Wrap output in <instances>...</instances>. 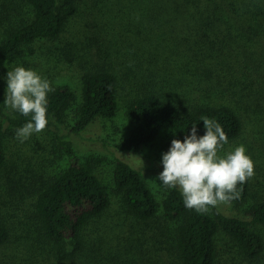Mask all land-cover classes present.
<instances>
[{"label":"trees","instance_id":"obj_1","mask_svg":"<svg viewBox=\"0 0 264 264\" xmlns=\"http://www.w3.org/2000/svg\"><path fill=\"white\" fill-rule=\"evenodd\" d=\"M116 7L122 25L152 41L150 57L134 47L132 54L126 49L127 63L138 66L147 60L154 65L164 57L179 82L168 94L155 86L141 87L128 100L125 116L131 130L113 144L117 151L138 153L170 130L172 137L157 152L162 163L171 141H183L193 124L198 137L205 134L202 118L222 126L226 145L243 136L245 116L255 131L264 132V0H0V63L24 59L37 42L57 40L74 29L71 24L78 17L105 10L113 14ZM88 65L83 67L77 107L72 106L77 96L69 86H58L47 97L46 128H55V145L65 167L57 175L37 178L29 189L17 176L9 182L10 196L23 189V199L24 192L32 197L33 227L19 236L14 222L0 212V264H223V235L233 248L227 264H264V195L234 216L222 211L224 204L206 214L186 208L179 188H167L160 205L145 174L119 158L114 187L133 223L129 229L123 224L124 240L123 234L116 239L91 235L111 202L97 167L101 161L85 163L73 137L82 136L101 118L117 116L122 78L106 63ZM156 71H149L151 79L162 76ZM193 77L196 83L190 91ZM197 88L211 91L216 99H194ZM5 95L0 86V183L9 161L7 128L19 129L31 119L6 108ZM71 108L74 116L68 121ZM260 158L263 167V153ZM238 189L239 199L229 204L243 207L251 197V178ZM41 245L49 256L37 254Z\"/></svg>","mask_w":264,"mask_h":264},{"label":"rangeland","instance_id":"obj_2","mask_svg":"<svg viewBox=\"0 0 264 264\" xmlns=\"http://www.w3.org/2000/svg\"><path fill=\"white\" fill-rule=\"evenodd\" d=\"M95 16L86 18L87 16L83 15V17H78L71 24L74 29L71 28L57 40L37 42L31 47L33 52H30L29 49L27 56L20 61L1 62L0 86L6 92L7 72L12 71L15 67L31 69L41 77L46 78L50 82L52 90L58 86L71 87L77 96V101L72 104L75 108L81 101L83 67H89L88 63L97 61L111 65L118 72L122 78V88L117 116L113 119L101 118L82 136L73 137L85 163L90 160L97 161V159L101 161L97 167L106 185L111 202L107 213L98 222L96 221V224L91 228V232L89 230L88 232L94 237L105 234L109 238L116 239L126 230L123 224L129 229L133 223L123 209L121 196L114 187L113 170L116 158L125 161L145 174L149 187L156 195L160 205H162L167 188L157 179L163 171V164L157 161V152L160 146L172 137L170 130H164L155 141L145 145L138 153L117 151L113 144L126 139L131 130V124L125 116L127 102L133 95L137 94L141 87L152 89L155 86L156 90L168 94L175 89L179 82L178 78L176 79L174 75H171L172 72H170V67L167 66L168 63H164V57L159 56L156 63L153 60L154 65L147 63V60H143L142 65L139 63L138 66L127 63L130 59L125 53L126 49L129 54H132L131 51L134 47L138 50L139 55L150 57L149 50H152L150 46L152 41L148 40V35L137 37L134 30H130L125 24L122 25L120 11L117 7L113 14L105 10L100 11ZM126 46L127 48H124ZM118 50L121 52L118 53ZM157 63L159 66L156 68ZM152 69H157L156 72L162 76L156 78V80L155 78L151 79L152 73L149 71ZM193 83H196L194 77L190 78L188 82L190 91L193 90L191 88ZM196 90L194 95L192 94L194 99H209L208 101L216 99L217 95L211 91H199L198 88ZM209 94L211 95L208 96ZM73 108L69 111L70 119L68 121L74 116ZM245 119L246 130L243 136L224 146L223 151L220 153V155H224L235 147L243 145L246 154L254 162V176L251 178L252 191L249 202L243 207L232 204L220 206L222 211L229 216L238 215L244 211L245 207L253 203L258 196L264 195V166L261 167L260 165V157L262 153L264 154V132L255 131L253 121L249 122L246 116ZM16 130L11 126L7 128L9 161L0 183V212L7 219L14 222L16 233L24 237L28 234V228L33 227L30 219L33 199L28 196V192H24L26 198L23 199V189L16 192L14 196H10V190L12 189L9 183L10 180L17 176V179L29 189L33 187L37 178L57 175L65 167V162L59 159L60 153L55 145L54 127L46 128L40 133H34L23 143L16 138ZM4 203H6L5 206ZM261 230L264 232V228ZM121 239H125L124 234ZM42 245L38 246L37 254L41 253L45 257L49 256L47 250H43ZM114 245L116 246V244ZM229 245L230 242L227 236H221L219 248L221 259L224 261L223 264H227L230 260L228 251L233 252V248Z\"/></svg>","mask_w":264,"mask_h":264},{"label":"clouds","instance_id":"obj_3","mask_svg":"<svg viewBox=\"0 0 264 264\" xmlns=\"http://www.w3.org/2000/svg\"><path fill=\"white\" fill-rule=\"evenodd\" d=\"M51 91L50 82L31 69L15 67L7 72L5 107L31 117L16 130L21 143L46 128L47 97ZM202 121L206 130L203 136H197L193 124L191 134L183 141H171L169 150L162 154L163 171L157 179L165 188H179L186 208L206 214L239 199L238 185L254 176V162L243 145L220 155L228 143L227 134L215 119Z\"/></svg>","mask_w":264,"mask_h":264}]
</instances>
